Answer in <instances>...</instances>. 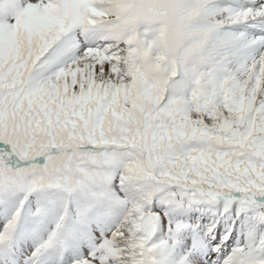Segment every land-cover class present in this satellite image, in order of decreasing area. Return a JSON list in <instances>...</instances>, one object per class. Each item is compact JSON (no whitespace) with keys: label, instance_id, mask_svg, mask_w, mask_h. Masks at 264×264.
<instances>
[{"label":"snow or ice","instance_id":"snow-or-ice-1","mask_svg":"<svg viewBox=\"0 0 264 264\" xmlns=\"http://www.w3.org/2000/svg\"><path fill=\"white\" fill-rule=\"evenodd\" d=\"M0 264H264V0H0Z\"/></svg>","mask_w":264,"mask_h":264}]
</instances>
